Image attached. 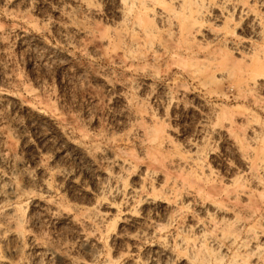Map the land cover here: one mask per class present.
I'll list each match as a JSON object with an SVG mask.
<instances>
[{"label": "rangeland", "instance_id": "rangeland-1", "mask_svg": "<svg viewBox=\"0 0 264 264\" xmlns=\"http://www.w3.org/2000/svg\"><path fill=\"white\" fill-rule=\"evenodd\" d=\"M261 63L264 0H0V264H264Z\"/></svg>", "mask_w": 264, "mask_h": 264}, {"label": "bare ground", "instance_id": "bare-ground-1", "mask_svg": "<svg viewBox=\"0 0 264 264\" xmlns=\"http://www.w3.org/2000/svg\"><path fill=\"white\" fill-rule=\"evenodd\" d=\"M185 4V3H184ZM199 22V21H198ZM193 27V26H192ZM190 30V29H189ZM189 32V31H188ZM256 71L260 72L261 75H264V63L257 64L255 67Z\"/></svg>", "mask_w": 264, "mask_h": 264}]
</instances>
